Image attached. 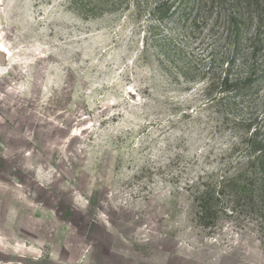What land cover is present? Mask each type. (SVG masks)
Masks as SVG:
<instances>
[{
  "label": "rangeland",
  "instance_id": "374dc122",
  "mask_svg": "<svg viewBox=\"0 0 264 264\" xmlns=\"http://www.w3.org/2000/svg\"><path fill=\"white\" fill-rule=\"evenodd\" d=\"M122 1L0 0V264L264 263V175L233 149L264 74L226 78L225 31L176 48L158 0Z\"/></svg>",
  "mask_w": 264,
  "mask_h": 264
},
{
  "label": "trees",
  "instance_id": "16d2710c",
  "mask_svg": "<svg viewBox=\"0 0 264 264\" xmlns=\"http://www.w3.org/2000/svg\"><path fill=\"white\" fill-rule=\"evenodd\" d=\"M213 1L202 3L200 0H158L151 7L147 8L149 17L151 18V28L160 29L168 33L167 24L176 25V30L168 36L172 39L167 40L169 45L176 48L184 45L183 40L175 45L179 40L178 37H185V41L194 38L199 30L209 29L219 35L220 31L226 32L225 39H230L232 51L228 54V68L226 69V78L228 73L236 62L240 61L245 64L252 59L250 64L251 73L249 76L239 78V81L252 83L254 77L260 78L264 74L259 55L264 54V0H215L219 7V11L215 14L214 19L205 18L202 12L212 13L214 7ZM121 0L118 4L123 10L128 9L129 4H124ZM212 3V4H211ZM160 26V27H159ZM252 29V30H251ZM177 37L175 38V36ZM255 80V79H254ZM239 124L246 126V132L242 141L233 148L244 149V160L248 163L259 164V169L264 175V113L262 115L255 114L246 119L238 121ZM242 162V161H240ZM228 173L221 175L222 180H228ZM227 187V184H224ZM213 189H209L207 194H211ZM224 191V190H223ZM211 195H209L210 198ZM210 210V207H209ZM210 217L213 212L209 211Z\"/></svg>",
  "mask_w": 264,
  "mask_h": 264
},
{
  "label": "crops",
  "instance_id": "0c3cea01",
  "mask_svg": "<svg viewBox=\"0 0 264 264\" xmlns=\"http://www.w3.org/2000/svg\"><path fill=\"white\" fill-rule=\"evenodd\" d=\"M177 259L175 264H221L223 261L224 256H219V258L214 259L211 256L205 257H197L196 255H188V256H176ZM264 264L262 259L255 255V258H247V257H240L234 261L230 258L229 261L224 262V264ZM128 264H170L167 255H159L145 258L142 261L138 262H130Z\"/></svg>",
  "mask_w": 264,
  "mask_h": 264
},
{
  "label": "bare ground",
  "instance_id": "6f19581e",
  "mask_svg": "<svg viewBox=\"0 0 264 264\" xmlns=\"http://www.w3.org/2000/svg\"><path fill=\"white\" fill-rule=\"evenodd\" d=\"M1 50L6 51L7 53H10V51L7 48H5L4 46L1 47Z\"/></svg>",
  "mask_w": 264,
  "mask_h": 264
}]
</instances>
